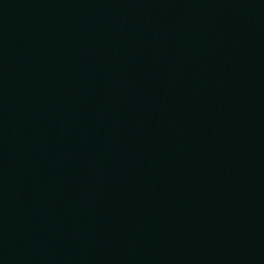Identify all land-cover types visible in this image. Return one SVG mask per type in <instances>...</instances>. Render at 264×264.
Segmentation results:
<instances>
[{
	"label": "water",
	"instance_id": "water-1",
	"mask_svg": "<svg viewBox=\"0 0 264 264\" xmlns=\"http://www.w3.org/2000/svg\"><path fill=\"white\" fill-rule=\"evenodd\" d=\"M0 264H264V0H0Z\"/></svg>",
	"mask_w": 264,
	"mask_h": 264
}]
</instances>
